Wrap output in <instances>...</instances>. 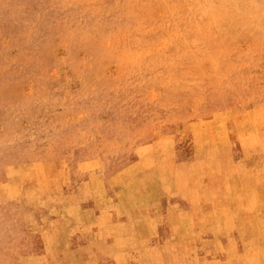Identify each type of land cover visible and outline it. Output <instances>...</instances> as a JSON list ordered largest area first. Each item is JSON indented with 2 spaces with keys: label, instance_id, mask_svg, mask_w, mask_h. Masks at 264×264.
<instances>
[{
  "label": "rangeland",
  "instance_id": "rangeland-1",
  "mask_svg": "<svg viewBox=\"0 0 264 264\" xmlns=\"http://www.w3.org/2000/svg\"><path fill=\"white\" fill-rule=\"evenodd\" d=\"M0 264H264V0H0Z\"/></svg>",
  "mask_w": 264,
  "mask_h": 264
},
{
  "label": "crops",
  "instance_id": "crops-1",
  "mask_svg": "<svg viewBox=\"0 0 264 264\" xmlns=\"http://www.w3.org/2000/svg\"><path fill=\"white\" fill-rule=\"evenodd\" d=\"M153 211V209L151 210V212ZM200 232V231H199ZM176 235H177V240H176V242H173L174 244H176L175 245V247H177V246H179V245H181V242H185L186 241V239H184V237L183 236H185L186 235V233H184V235H180L179 233H176ZM187 236V235H186ZM194 238H197L198 239V234H196V232H195V234L193 235V239ZM173 243H172V245H173Z\"/></svg>",
  "mask_w": 264,
  "mask_h": 264
}]
</instances>
